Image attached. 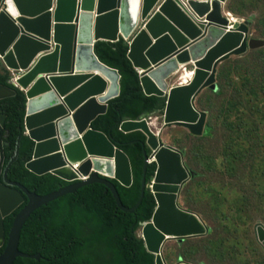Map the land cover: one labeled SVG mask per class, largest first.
<instances>
[{"label":"water","instance_id":"obj_1","mask_svg":"<svg viewBox=\"0 0 264 264\" xmlns=\"http://www.w3.org/2000/svg\"><path fill=\"white\" fill-rule=\"evenodd\" d=\"M227 0H0V63L13 76L10 84L23 92L26 104L25 135L35 145L25 169L38 177L52 175L68 186L40 197L7 180L10 166L3 168V122L0 115V249L5 245L4 220L16 215L0 264L16 259L40 260L19 252L20 233L30 216L43 206L78 190L98 184L110 191L117 208L134 214L145 191L153 196L156 209L151 221L142 225L141 239L155 264H166L162 251L171 241L207 236L208 227L193 213L180 207V193L194 179L182 154L164 145L149 122L155 114L120 126L123 134L140 133L154 158L156 172L146 184L148 156L144 152L141 194L133 209L122 206L112 182L129 189L133 184L128 157L92 124L107 113L108 104L120 95V75L103 65L94 52L97 42L129 44L128 59L140 76L147 97L166 101L162 129L178 127L194 137L203 135L206 115L195 109L204 90L216 89L218 66L227 58L264 49V40L252 39L250 23H231L224 12ZM90 48L94 61L116 74L117 88L105 97L108 82L97 74L76 71ZM183 70L193 71L186 86H171ZM14 92L0 85V100ZM161 129V130H162ZM106 146L96 152L90 140ZM100 157H96L99 156ZM77 166V170L74 167ZM80 178L87 180L79 182ZM256 238L264 249V228ZM177 264H186L179 260Z\"/></svg>","mask_w":264,"mask_h":264},{"label":"rangeland","instance_id":"obj_2","mask_svg":"<svg viewBox=\"0 0 264 264\" xmlns=\"http://www.w3.org/2000/svg\"><path fill=\"white\" fill-rule=\"evenodd\" d=\"M224 11L230 21L250 23V38L264 40V0H227ZM190 72L181 70L170 85L188 84ZM195 109L207 118L200 138L183 128L163 130L160 116L149 122L195 175L180 207L209 229L203 238L166 243L162 257L166 264H264L255 233L264 228V51L221 63L216 89L202 91Z\"/></svg>","mask_w":264,"mask_h":264},{"label":"trees","instance_id":"obj_3","mask_svg":"<svg viewBox=\"0 0 264 264\" xmlns=\"http://www.w3.org/2000/svg\"><path fill=\"white\" fill-rule=\"evenodd\" d=\"M94 52L103 65L119 73L121 80L119 97L108 104L106 115L92 124V130L104 134L128 157L132 187L125 189L112 183L122 206L133 209L141 194L143 154L146 152L149 157L150 153L142 134H123L120 126L127 121H137L145 114L163 117L166 101L143 94L140 76L128 59V43L100 41ZM11 76L0 63V85L14 92L12 97L0 100V115L4 117L3 168L15 157L18 146V156L8 170L7 180L29 193L49 196L68 184L52 175L35 176L25 169L32 160L35 145L24 132L27 99L10 84ZM155 172L154 164L147 167V185ZM26 204L4 220L5 245L0 249V256L6 248L13 220ZM155 209L156 203L149 191H145L137 211L126 214L117 208L112 194L104 186L84 187L41 207L30 216L21 230L18 249L30 257L40 256V260L18 258L14 264H155V257L147 252L138 235L142 225L151 221Z\"/></svg>","mask_w":264,"mask_h":264},{"label":"bare ground","instance_id":"obj_4","mask_svg":"<svg viewBox=\"0 0 264 264\" xmlns=\"http://www.w3.org/2000/svg\"><path fill=\"white\" fill-rule=\"evenodd\" d=\"M230 22L235 24V23L241 22V20H235V21H230ZM183 69H185V68H182V70ZM76 71H85V73L97 74V75L101 76L102 78H104L109 84V90L107 91L105 97L108 98L110 96H113L116 93L117 79H118L116 74L106 70L102 66H99L94 61V57L92 56V52H91L90 48H87V52L85 53V56H83V58H81V60H79L78 64L76 65ZM189 76L191 77V79H190V82H191L193 80V76H194L192 70L189 73ZM188 84H186V85H188ZM186 85H184V86H186ZM160 132H159V134H160ZM89 144H91L95 148L96 152L102 151L103 146H106L104 142L96 141L95 139L90 140ZM100 156H101V154H99V156H96V157H100Z\"/></svg>","mask_w":264,"mask_h":264},{"label":"built area","instance_id":"obj_5","mask_svg":"<svg viewBox=\"0 0 264 264\" xmlns=\"http://www.w3.org/2000/svg\"><path fill=\"white\" fill-rule=\"evenodd\" d=\"M154 162H155V159L149 157V158H148V161H147V164H148V166H149V165L154 164ZM74 169L77 170V166L74 167ZM85 180H87V179H86V178H80V179H79V182H83V181H85Z\"/></svg>","mask_w":264,"mask_h":264},{"label":"crops","instance_id":"obj_6","mask_svg":"<svg viewBox=\"0 0 264 264\" xmlns=\"http://www.w3.org/2000/svg\"><path fill=\"white\" fill-rule=\"evenodd\" d=\"M225 12V11H224Z\"/></svg>","mask_w":264,"mask_h":264}]
</instances>
